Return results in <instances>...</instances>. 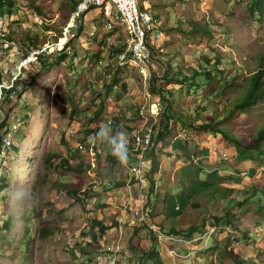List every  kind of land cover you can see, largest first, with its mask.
<instances>
[{"label":"rangeland","instance_id":"obj_1","mask_svg":"<svg viewBox=\"0 0 264 264\" xmlns=\"http://www.w3.org/2000/svg\"><path fill=\"white\" fill-rule=\"evenodd\" d=\"M75 1L15 0L11 12L0 7V48L6 46V26L23 52L58 41L68 27ZM141 1L160 19L166 35L164 50L155 52L151 85L165 91L159 136L173 138L183 133V142L188 144L191 131L199 138V134H215L218 126L220 136L227 132L244 144L254 141L264 130V99L249 107L236 104L244 96L249 76L264 60V0L261 9L253 0ZM96 21L93 13L85 14L83 26L75 31L77 24L71 30L76 36L61 53L41 56L25 69L26 105L21 112L27 123L16 135L0 177V264H109V256L123 258L128 248L136 253L150 252L151 236L161 235V229L150 227L154 225L151 208L149 224L137 221L140 232L133 239L134 229L132 234L125 231L124 247L118 252L115 242L119 231L109 229L100 234L89 227L94 217L109 224L116 221L119 211L107 214V193L125 184V176L131 179V173L125 164L111 161L106 145L90 143L88 138L101 125L115 122L116 129L132 130L143 103L137 76L117 77L120 90L112 103L113 124H108L107 112L92 121L100 104L104 102L105 108L109 104L107 88L117 73L107 65L110 58L100 36L90 34ZM192 24L204 31L190 33ZM168 102L175 112L184 110L183 116L170 113ZM207 122L211 128L200 126ZM92 146L95 156L90 153ZM48 155L59 156L50 167L44 164ZM67 162L76 169H66ZM251 163L249 172V168H240V172H246L253 180L251 186L262 191L263 199L251 203L256 207L264 205V140L252 148ZM241 178L236 181L241 182ZM69 185L77 191L75 197L64 188ZM233 205L239 217L234 229L216 227L215 210L205 215L217 233L224 230L227 234L221 245L209 247L205 253L213 251L209 253L215 257L213 264H237L230 252L244 259L241 264H264V217L258 211L246 216L247 211L238 210L243 205ZM216 232L207 234L213 237ZM88 242L94 246L82 251L80 244ZM141 252L129 255L128 261L144 264ZM154 263L148 260L145 264Z\"/></svg>","mask_w":264,"mask_h":264},{"label":"crops","instance_id":"obj_2","mask_svg":"<svg viewBox=\"0 0 264 264\" xmlns=\"http://www.w3.org/2000/svg\"><path fill=\"white\" fill-rule=\"evenodd\" d=\"M192 132L187 137L188 144L183 142V133L173 138H165L162 134L157 141V148L144 163L143 182L135 180L130 174L131 179L124 178L125 184L107 193V203L110 204L107 214L119 211L117 223L110 230L119 231L120 237L115 243L121 247H124V232L132 234L134 225L138 224L128 209L134 211L141 205L143 197L148 198V209L154 211L152 223L162 230L155 242L151 240V247L154 245L160 256V264H213L215 257L209 255L213 251L208 254L205 252L209 247L221 245L223 237L227 235L224 230L217 233L216 227L234 229L236 218L229 225L223 222L213 226L205 215L211 210L219 215L227 207L229 199L217 192L209 194L208 190L215 185L231 187L238 182L251 186L253 182L246 172H240V168H249L248 172L251 170L252 148L235 144L225 135L220 136V133L199 134L198 138ZM181 152H186L187 156H181ZM129 158L132 162L135 160L134 156L129 155ZM241 176V182L236 181ZM231 198L238 197L233 193ZM233 213L236 211L233 210ZM192 226H196V231L188 236L171 231ZM211 228H215L216 232L213 237L206 234ZM127 252L129 255L136 253L130 248Z\"/></svg>","mask_w":264,"mask_h":264},{"label":"built area","instance_id":"obj_3","mask_svg":"<svg viewBox=\"0 0 264 264\" xmlns=\"http://www.w3.org/2000/svg\"><path fill=\"white\" fill-rule=\"evenodd\" d=\"M88 13H93L94 19L98 20L90 34L99 35L102 39L107 57L110 58L107 65L110 64L114 68L119 78L134 73L142 86L143 103L139 106L138 124L132 130L126 131L130 150L125 165L137 181L143 182L144 163L159 141L162 115L165 112L161 96L152 92L151 85L155 52L164 50L162 44L166 41V35L162 31L160 19L153 15L151 9H145L141 0H79L66 31L58 41L34 47L26 52H23L21 45L11 36L10 28L5 27L3 35L6 46L0 48V177L5 173L12 143L27 123L25 114L21 112V108L26 105L25 69L41 56L61 53L70 38L76 36L71 30L77 24L75 31L80 25L82 27L83 16ZM62 38H65L64 43H61ZM116 90H120L119 83L114 85L107 97L109 105L106 112L110 115L108 124H113L111 114L114 110L112 103ZM90 153L96 155L93 146ZM129 155L135 157L133 162ZM133 217L140 224L150 221L151 214L146 197H143L141 205L134 209ZM150 227L157 228L155 225ZM214 230L215 228H211L206 234H212ZM120 248L118 244L116 252ZM172 253L174 254L173 251ZM128 257L129 254L123 258L116 254L111 255L108 263L118 264L121 261V264H132Z\"/></svg>","mask_w":264,"mask_h":264},{"label":"trees","instance_id":"obj_4","mask_svg":"<svg viewBox=\"0 0 264 264\" xmlns=\"http://www.w3.org/2000/svg\"><path fill=\"white\" fill-rule=\"evenodd\" d=\"M78 1L79 0L75 1L74 5L72 6V9H75ZM14 4H15V0H0V7L2 9H7V11H9V12L12 11V7L14 6ZM253 5L256 8L261 9V6L263 5V0H253ZM191 27L192 28L189 31L190 33H200L202 31H204L203 29L198 27L197 24H195V26H193V24H192ZM35 38H37V36H35ZM50 65H52V64L50 63V64H47L46 66H50ZM117 79H118L117 78V74H115L113 76L112 81L108 85L107 93H106V101H107L108 94L113 90L114 85L116 83H118ZM151 89H152L153 93H155L157 95H160L161 98L164 97L165 91H164L163 88H161V87L158 88L157 86L153 85L151 87ZM116 91H118V90H116ZM263 99H264V60L262 61L259 69L249 76L248 85L245 86L244 96H243V98L240 101H238L236 106H238V107H240V106L241 107H249L252 104L257 103L259 100H263ZM165 100L168 101L167 99H165ZM108 105L109 104L106 105V108H107ZM106 108L104 106V102H102L100 104V108L96 111V116H94L92 118V121L94 122L97 119V117L100 115V113H102V112L106 113ZM166 109L172 114H176V115H178L180 117L183 116V111L184 110H182L181 112H175L174 108L172 107V105L169 102L167 104ZM168 117H170V116L168 115L167 118ZM168 119H170V118H168ZM116 126H117V122H115L112 125V128L115 130ZM200 126H202L204 128H208V127L211 128V122H207L205 124H201ZM165 127H166V129L168 128L167 125H165ZM218 128L219 127L216 126V129H214V130H216V133L217 132H221V129L220 128L218 129ZM223 134L226 136V138L229 141H232L235 144L242 145V146L247 147V148H255V147L258 146V144H260V142L262 143L263 140H264V130L250 144H248V143L244 144L240 140V138L238 136L230 135L227 132H224ZM160 136H159V138H160ZM159 138H158V140H159ZM129 150H130V146L128 145V151ZM56 157H59V156H57V155H48V156H46L45 161H44L45 162L44 164L46 165V167H50L53 164L52 163L53 159H55ZM60 158H62V157L60 156ZM110 159H111L112 162H116L117 161L112 155L110 156ZM62 165H64V164L62 163ZM66 169L75 170L76 168L72 164L67 162ZM64 188L67 189L66 191H67V193L69 195H71L73 197L76 196L75 193L77 191L72 186L69 185L68 187H64ZM208 192L210 194H214L216 192L220 193V195H222L224 198H227V199L230 200V202L228 204L229 207L225 208L224 210H222V212L219 215H215L213 217L215 219V223H220V222H223V220H225L226 223L229 224V223L233 222L234 218H239L236 213H233V208L232 207H234V205H230L231 202H233V201H234L233 204H238V206L239 205H241V206L243 205L244 206L243 208L240 207V211L243 210L244 213L247 211L246 214H253L256 211H258L259 215L264 217V205L263 204H258L256 207L255 206L254 207L251 206L252 202L255 203V202L263 199L262 191L259 190V188L256 187V186H246V185H243V184L237 182V183L232 184L231 187L222 186V185H215V186L211 187L208 190ZM233 193L234 194L237 193L236 195H237L238 198H233L232 199L231 195ZM116 223L117 222L109 224V223H106V221L103 220V219L94 217V218L91 219L89 227H90V230H92L93 233H95L96 229H97V231H99L100 234H104V233H106L107 230L111 229ZM139 229L140 228L136 227V224H135L134 225V231H133L131 239H133V238H135V237H137L139 235V232H140ZM171 231L174 232V233H183L186 236H188V235H191L194 231H196V226H192L190 228L180 229V230L173 229ZM46 233H47V231H46ZM150 234L152 235V232H150ZM94 239L97 240V236L94 235ZM156 239H157V236H155L153 234L151 236V240L153 242H155ZM80 246H81V250L84 251L86 249L85 247H93L94 245H93L92 242H88L85 245L81 243ZM94 248H96V247H94ZM132 251H134V250H132ZM138 252H141L142 256L145 257L144 258L145 259L144 264L148 260L149 261L150 260L154 261L155 264H160L161 263L160 262V256L158 254V251H156L154 245L152 247H150V252H146L145 250H140ZM230 253H231V257L235 259L237 264H241L244 261L243 258H239V256L236 255L235 253H233V252H230Z\"/></svg>","mask_w":264,"mask_h":264},{"label":"clouds","instance_id":"obj_5","mask_svg":"<svg viewBox=\"0 0 264 264\" xmlns=\"http://www.w3.org/2000/svg\"><path fill=\"white\" fill-rule=\"evenodd\" d=\"M89 142H99L109 148L111 155L120 163L128 159V133L122 129H113L111 125H101L99 130L89 136Z\"/></svg>","mask_w":264,"mask_h":264},{"label":"bare ground","instance_id":"obj_6","mask_svg":"<svg viewBox=\"0 0 264 264\" xmlns=\"http://www.w3.org/2000/svg\"><path fill=\"white\" fill-rule=\"evenodd\" d=\"M64 42H65V38H62V39H61V43H64Z\"/></svg>","mask_w":264,"mask_h":264}]
</instances>
